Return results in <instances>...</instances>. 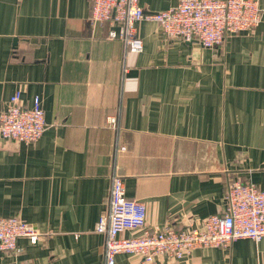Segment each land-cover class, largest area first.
Returning <instances> with one entry per match:
<instances>
[{"label": "crops", "instance_id": "0c3cea01", "mask_svg": "<svg viewBox=\"0 0 264 264\" xmlns=\"http://www.w3.org/2000/svg\"><path fill=\"white\" fill-rule=\"evenodd\" d=\"M179 2L139 0L149 15ZM259 2L260 26L213 48L169 40L142 20L144 49L133 54L109 38L108 23L90 25L93 0H0V114L21 91L26 107L41 98L47 123L32 144L0 137V217L40 233L37 244L21 238L19 251H0V264H103L96 226L113 176L146 205L150 229H196L225 213L231 181L264 189ZM116 264H264V239L199 247L178 261L120 254Z\"/></svg>", "mask_w": 264, "mask_h": 264}, {"label": "built area", "instance_id": "2783aa9c", "mask_svg": "<svg viewBox=\"0 0 264 264\" xmlns=\"http://www.w3.org/2000/svg\"><path fill=\"white\" fill-rule=\"evenodd\" d=\"M156 21L169 40L198 41L213 48L228 36L257 29L263 19L259 0H180L177 6L154 15L147 14L139 0H93L91 26L108 23L109 38L124 43L126 52L139 54L144 42L137 24ZM117 124L112 119L111 124ZM47 127L42 100L35 97L30 107L22 103V93L13 95L0 114V137L21 144H32ZM125 152L121 147L117 152ZM227 209L206 219L199 228L178 229L172 225L147 227V208L141 201L126 197L123 178L113 176L109 207L100 218L96 232L104 235L103 264H116L120 254L141 257L152 263L156 258L181 260L199 247H229L241 239H264V189L238 180L228 184ZM143 230L138 237L124 238L126 231ZM28 238L37 244L39 231L18 217H0V251H19L18 241Z\"/></svg>", "mask_w": 264, "mask_h": 264}]
</instances>
